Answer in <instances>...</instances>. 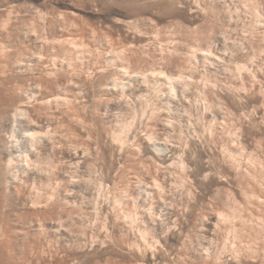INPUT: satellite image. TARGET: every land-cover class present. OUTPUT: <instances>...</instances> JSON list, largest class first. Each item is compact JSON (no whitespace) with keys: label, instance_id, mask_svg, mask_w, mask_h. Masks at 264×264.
Returning <instances> with one entry per match:
<instances>
[{"label":"rangeland","instance_id":"obj_1","mask_svg":"<svg viewBox=\"0 0 264 264\" xmlns=\"http://www.w3.org/2000/svg\"><path fill=\"white\" fill-rule=\"evenodd\" d=\"M0 113V264H264V0H0Z\"/></svg>","mask_w":264,"mask_h":264},{"label":"bare ground","instance_id":"obj_2","mask_svg":"<svg viewBox=\"0 0 264 264\" xmlns=\"http://www.w3.org/2000/svg\"><path fill=\"white\" fill-rule=\"evenodd\" d=\"M32 91H33V90H32ZM33 92H35V91H33ZM33 94H34V93H33ZM33 94L31 93V95H33ZM22 96H23V95H22ZM25 97H26V96H25ZM29 97H30V95H29ZM11 98H13V97H11ZM15 99H17V98H15ZM12 100H13V99H12ZM12 100H11V101H12ZM17 100H20V99H17ZM14 101H15V100H14ZM23 101H24V100H23ZM25 101H26V100H25ZM7 103H8V102H7ZM11 103H12V102H11ZM9 104H10V103H9ZM13 104H14V103H13ZM13 104H12V105H13ZM26 104H27V103H26ZM2 105H3V104H2ZM3 106H4L6 109H5V108L2 109V107H1V109H2V110H5V111H4V112L6 113L5 115H8V117H10V119L8 118V119L10 120V122H16V121H18L19 117H21V116L25 113V112H24V109H23L22 106L19 105V104H17V105H13V106H10V107H6L5 104H4ZM26 106H27V105H26ZM25 108H26V107H25ZM27 108H28V106H27ZM25 111H27V110L25 109ZM30 111H31V110H30ZM4 112H3V113H4ZM29 113H30V112H29ZM0 114H1V113H0ZM1 115H2V114H1ZM27 115H30V114L27 113ZM3 116H4V115H3ZM3 116H2V117H3ZM24 116H26V115L24 114ZM24 116H23V117H24ZM2 117H0V118H2ZM6 118H7V117H6ZM27 119H28V117H27ZM3 120H4V119H3ZM20 120H21V119H20ZM6 121H8V120H6ZM27 121H28V120H27ZM29 121H31V120H30V116H29ZM0 122H1V120H0ZM3 122H4V121H3ZM10 122H9V123H10ZM6 123H8V122H6ZM9 123H8V124H9ZM22 123H23V120H22ZM27 123H28V122H27ZM2 124H3V123H2ZM11 124L13 125V123H11ZM15 124H17V122H16ZM29 124H30V123H29ZM0 125H1V123H0ZM9 125H10V124H9ZM12 125H11L10 127L13 129L14 126H12ZM18 125H19V124H18ZM18 125H17V126H18ZM3 126H4V125H3ZM7 126H8V125H7ZM26 126H27V125H26ZM1 127H2V126H1ZM15 127H16V126H15ZM24 127H25V126H24ZM36 127H37V126H36ZM5 128H6V127H5ZM5 128H4V129H5ZM17 128H18V127H17ZM40 128H42V127H40ZM8 129H9V127H8ZM1 130H3V127H2ZM32 130H33V128L31 129V127H29V125H28L27 128L25 127V128H23L22 130L20 129V131L17 130L18 132L15 131L16 133L13 132V133L15 134L14 136H13V134H12L11 132H10V133L12 134V137L15 138V142H14V143H17L16 141H18V140H19V142H20V141H21V142L24 141L23 143H27V142L30 143V142H33V141L35 140V138H36V136H37L36 134H38V133H36V131L33 132ZM3 131H4V130H3ZM13 131H14V130H13ZM0 132H1V131H0ZM4 132H5V131H4ZM10 133H9V134H10ZM40 133H42V129H41V132H40ZM40 133H39V134H40ZM2 134H3V132H2ZM3 136H4V134H3ZM8 136H9V135H8ZM42 136H43V135H42ZM9 138H10V137H9ZM10 140H11V139H10ZM12 140H14V139H12ZM6 141H7V139H6ZM9 142H10V141H9ZM9 142H8V143H9ZM36 142H37V141H36ZM38 142L40 143V141H38ZM14 143H13V144L11 143V144H12L11 146H13V147L15 148L14 150H15L16 152H21V151H24V150L27 151V149L29 148V147L27 148V146H29L28 144H24V145H23V143H22V145H23L22 147H18V146L15 147V144H14ZM39 143H38V144H39ZM3 144H4V143H3ZM6 144H7V143H6ZM16 145H17V144H16ZM26 145H27V146H26ZM31 145H32V144H31ZM8 146H9V145H8ZM8 146H6V147H8ZM20 146H21V145H20ZM37 146H38V145H37ZM17 147H18V148H17ZM2 148H3V147H2ZM2 148H1L0 150H2ZM30 148H31V147H30ZM38 148H39V147H37V149H38ZM35 149H36V148H35ZM7 150H8V149H7ZM10 150H11V149H10ZM29 150H30V149H29ZM33 152H34V151H33ZM33 152H32V153H33ZM6 153H7V151H6ZM23 153H24V152H23ZM15 155H16V154H15ZM32 155H33V154H32ZM7 156H8V155H7ZM19 156H20V155H19ZM30 156H31V155H30ZM35 156H36V155H35ZM10 157H11V156H10ZM20 157H21V160H22V156H20ZM30 158H31V157H30ZM7 161H8V160H7ZM18 161H20V160H18ZM5 165H6V164H5ZM2 183H3V182H2ZM1 187H2V185H1ZM2 189H3V188H2ZM4 190H5V189H4ZM5 191H6V190H5ZM0 192H2V191H0ZM4 193H5V192H4ZM7 194H8V192H7ZM1 197H2V196H0V198H1ZM2 198H4V197H2Z\"/></svg>","mask_w":264,"mask_h":264}]
</instances>
